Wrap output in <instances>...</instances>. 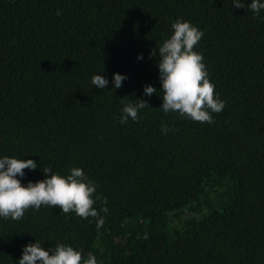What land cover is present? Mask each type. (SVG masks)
I'll return each mask as SVG.
<instances>
[{
  "label": "trees",
  "instance_id": "1",
  "mask_svg": "<svg viewBox=\"0 0 264 264\" xmlns=\"http://www.w3.org/2000/svg\"><path fill=\"white\" fill-rule=\"evenodd\" d=\"M232 3L0 0V158L37 163L17 176L23 186L45 179L43 167L81 168L94 198H107L93 207L108 208L99 229L43 205L0 217V264H18L36 240L97 264H264V10ZM177 18L203 32L194 51L225 102L212 124L160 109L150 53ZM114 73L127 77L118 89ZM97 74L106 89L92 85ZM148 85L159 95L146 96ZM122 99L149 108L122 125Z\"/></svg>",
  "mask_w": 264,
  "mask_h": 264
},
{
  "label": "clouds",
  "instance_id": "2",
  "mask_svg": "<svg viewBox=\"0 0 264 264\" xmlns=\"http://www.w3.org/2000/svg\"><path fill=\"white\" fill-rule=\"evenodd\" d=\"M235 8L246 7L259 15L264 10V2L251 0H233ZM60 15V10H57ZM173 32L162 45L153 49L150 58L159 55L158 69L163 89L161 110L164 113L176 112L181 117H188L201 123H214L212 113H220L225 108V102L215 96V86L208 79V72L203 63L202 54L194 51L203 32L190 22L177 18L171 25ZM142 55L138 59H142ZM127 79L119 73L113 74V87H122V81ZM91 83L96 89H106L109 81L101 74L93 75ZM144 94L151 97L158 90L150 85L144 87ZM126 102L121 110L120 124H126L129 119L138 121L140 110L149 108L147 100L136 99ZM169 128L165 125L162 132L167 134ZM37 163L32 160L4 156L0 158V217L5 220L19 221L25 211L34 208L39 211L41 206L59 207L63 213L74 212L77 216L96 220L97 229L104 224L100 212L107 213L108 208L102 206L99 210L93 207L96 200L107 204V198L102 194L95 195L97 185L88 179L81 168L70 169V174L62 176L43 167L45 179L35 183L29 182L23 186L17 176L25 175L24 169L36 170ZM51 252V254H50ZM18 264H97L96 257L88 253L84 258L82 252L66 244H57L53 249L45 250L36 240L23 248L22 258Z\"/></svg>",
  "mask_w": 264,
  "mask_h": 264
}]
</instances>
